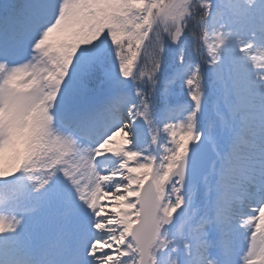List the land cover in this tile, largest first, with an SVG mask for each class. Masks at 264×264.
<instances>
[{"label": "snow or ice", "instance_id": "6c2138e0", "mask_svg": "<svg viewBox=\"0 0 264 264\" xmlns=\"http://www.w3.org/2000/svg\"><path fill=\"white\" fill-rule=\"evenodd\" d=\"M0 264H264V0H2Z\"/></svg>", "mask_w": 264, "mask_h": 264}, {"label": "rangeland", "instance_id": "374dc122", "mask_svg": "<svg viewBox=\"0 0 264 264\" xmlns=\"http://www.w3.org/2000/svg\"><path fill=\"white\" fill-rule=\"evenodd\" d=\"M114 140L118 143L121 140V137L119 134H117V136L114 138ZM112 146V145H109Z\"/></svg>", "mask_w": 264, "mask_h": 264}, {"label": "trees", "instance_id": "16d2710c", "mask_svg": "<svg viewBox=\"0 0 264 264\" xmlns=\"http://www.w3.org/2000/svg\"><path fill=\"white\" fill-rule=\"evenodd\" d=\"M0 2H2V0H0Z\"/></svg>", "mask_w": 264, "mask_h": 264}]
</instances>
